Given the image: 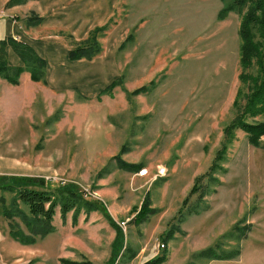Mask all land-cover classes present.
I'll return each instance as SVG.
<instances>
[{
	"label": "rangeland",
	"instance_id": "rangeland-1",
	"mask_svg": "<svg viewBox=\"0 0 264 264\" xmlns=\"http://www.w3.org/2000/svg\"><path fill=\"white\" fill-rule=\"evenodd\" d=\"M6 4L0 0L2 33L11 30L7 23L17 22L19 37L51 63L66 60L68 32L84 34L112 16L101 38L103 56L87 65H68L67 83L34 82L28 72L17 85L0 77V173L10 174L0 178H45V189L71 185L99 204L65 217L58 205L59 231L50 240L40 238L35 249L43 252L27 264H64V258L104 264L117 232L106 214L125 233L128 249L117 264H147L162 253V236L178 223L181 210V230L165 241L168 257L161 264H264V135L256 145L241 128L230 139L226 134L261 80L264 43L258 26L251 38L256 49L249 50L255 59L246 67L240 64V26L250 3L117 0L105 11L89 3L87 18L80 19L77 3L48 1L49 13L60 17L30 28L24 21L32 11L43 14L41 0ZM9 52L8 62L15 65L20 57ZM118 77L121 82L104 90ZM96 83L100 92L86 90V85L96 89ZM247 115L249 122L264 121V110ZM118 155L136 166H119ZM215 162L212 180L208 173ZM159 167L166 175L156 176ZM143 169L148 174L141 175ZM85 189L97 196L85 197ZM0 195L5 197L0 201L3 249L10 248L8 237L14 241L3 210L15 192L4 188ZM145 202L150 213L134 219ZM15 222L26 231L22 219ZM238 222L250 225L244 238L232 229ZM218 241L220 251L239 247L240 254L233 259L194 255ZM3 256L0 264H7Z\"/></svg>",
	"mask_w": 264,
	"mask_h": 264
},
{
	"label": "trees",
	"instance_id": "trees-1",
	"mask_svg": "<svg viewBox=\"0 0 264 264\" xmlns=\"http://www.w3.org/2000/svg\"><path fill=\"white\" fill-rule=\"evenodd\" d=\"M29 0H8L6 6L12 7L20 4H25ZM250 3L248 11L244 15V19L240 26V37L242 40L241 48V68L252 64L255 57L251 55L249 50H255L256 47L251 41L252 34H255L254 30L258 26L259 30L257 35L260 36L264 43V0H245ZM223 14L227 13V9L222 11ZM221 16V14L219 15ZM18 20V19H17ZM44 20V17L36 11H32L29 16L26 17L24 23L26 27L39 26ZM110 22L103 25L94 27L88 37L82 41H75L71 34L66 35V38L70 42L71 49L69 51V58L71 60L88 59L92 60L99 56L103 52V45L101 38L106 35L110 30ZM10 47L20 57L22 65H10L8 62V51ZM264 60V46L260 52L259 62ZM261 75L260 81L254 83L255 89L247 99L244 110H240L239 116L236 117L228 124L226 128V134L229 136L235 132L238 128L244 130L251 141L256 144H261V136L264 135V121L249 122L247 120L248 115L256 116L264 110V63H260ZM47 61L42 57L30 44L23 42L15 37L8 36L4 39H0V77L6 79L10 84L17 85L20 82V77L23 72H29L31 79L36 82L47 83L46 79ZM243 80V79H242ZM244 81V80H243ZM121 82V77H118L114 82L109 84L104 90L110 89L115 84ZM103 90V91H104ZM102 91V92H103ZM238 106H241L238 104ZM250 117V116H249ZM228 139V140H229ZM117 163L119 166L127 168H134L136 165L127 163L121 159L120 155L117 157ZM217 161L220 159L218 156ZM216 161V162H217ZM212 165L208 174L212 180L215 179L217 164ZM207 176V175H206ZM45 184L42 183V179L36 180L31 176H11L0 178V189H10L15 192V197L12 199L11 206L3 210V214L8 219L9 234L10 236L20 242L21 244H35L38 239L46 237L48 234L55 230L53 224L54 216L56 213V207L59 205L62 216L65 217L67 213L73 211L75 214L85 210L91 212L93 209L99 208V204L95 200L85 199L83 194L78 191L77 187L66 185L64 187H58L57 189L48 190L45 189ZM48 186V185H47ZM197 190L195 186L190 195ZM200 196H203L201 193ZM0 201H5V197L0 195ZM21 203L27 207V210L23 209ZM190 213L197 211V206L191 207ZM150 208L146 205V202L142 206L141 210L134 219L143 220L150 213ZM184 210L180 212V218L177 220V224H172L163 234L162 239L164 244L169 241L180 229V223L183 221ZM110 223L116 228V236L112 242V249L109 259L104 264H117L119 257H122L125 251L128 249L125 242V233L121 225L114 221L109 214H106ZM15 217H19L24 221L26 225V231L20 228L15 222ZM250 225L240 227V222L233 226V230L237 231L241 238L247 236ZM231 234V232H230ZM166 241V242H165ZM222 250L220 242H216L214 245L208 246L194 255L203 258L210 259H233L240 254V248H235L232 252L220 251ZM168 257V250L166 244L162 253L149 261L147 264H161ZM64 264H87V262H79L70 259H61ZM32 264V261L31 263Z\"/></svg>",
	"mask_w": 264,
	"mask_h": 264
},
{
	"label": "crops",
	"instance_id": "crops-1",
	"mask_svg": "<svg viewBox=\"0 0 264 264\" xmlns=\"http://www.w3.org/2000/svg\"><path fill=\"white\" fill-rule=\"evenodd\" d=\"M48 1L49 2H52V1H54V3L55 4H59V3H61V2H75V3H77L78 4V6L80 7V12H79V18L80 19H86L87 17H86V14H87V12H88V8H89V3H96L97 5H98V7L102 10V11H105V10H107L108 8V5L109 4H113V3H115L117 0H41V4H42V10L46 13L45 15H43L44 14V12H43V14L42 13H40V12H38V11H36V12H38L39 14H41L43 17H44V22H46V19H50V18H58V17H60L59 15H51L49 12L51 11V9L50 8H48L49 6H48ZM7 2H8V0H7ZM20 5H22V4H20ZM18 6V5H17ZM52 10H54L55 12H58V8H53ZM109 11V10H108ZM46 17V18H45ZM112 19V16L111 17H109V19ZM4 20H6V19H4ZM16 21H20V20H17V18L15 19ZM13 22V21H12ZM7 23V25H10L12 28H11V30H9L8 28H6L5 30H4V33H2V30L0 29V39H4V38H6V37H8V36H12V37H15V38H17V39H19V40H21V41H23V42H27L28 44H30V42L29 41H26V40H24V38H20L19 36V34H18V32H20L21 33V30H20V28L18 27V25L14 22V23ZM47 23V22H46ZM14 24H16V25H14ZM48 24H51V23H48ZM103 25V24H102ZM96 26H100V25H95V26H93V27H91L86 33H84V34H81V35H77L74 31H72V32H68L66 35H68V34H71L73 37H74V39H75V41L77 42V41H82L83 39H85L86 37H88V35H89V32L94 28V27H96ZM66 35H65V38H66ZM67 39V38H66ZM68 40V39H67ZM69 42V41H68ZM102 42V41H101ZM69 44H70V42H69ZM38 53H39V51H38V49L34 46V45H32V44H30ZM102 45H103V43H102ZM9 48L10 47H8L7 48V51H8V54H9V56H10V52H9ZM11 49V52H14L13 50H12V48H10ZM70 49H71V45H70V48L68 49V52H67V55H66V60L64 61V62H61V63H51L50 62V60H48L45 56H43L42 54H40L42 57H44L45 59H46V61H47V70H46V79H47V83L48 82H52V83H54V84H59V85H61V84H65V83H67V81L64 79V77H65V74L67 73L66 72V68H68V65L69 66H73V64H83V65H87V63L88 62H93L94 60H95V58H96V60L95 61H97L98 60V56L97 57H95L94 59H92V60H88V59H85V58H82V59H77V60H71L70 58H69V51H70ZM103 52H104V50H103ZM103 52H102V54H101V56H103ZM105 53V52H104ZM16 55V54H15ZM17 56V55H16ZM100 56V55H99ZM100 56V57H101ZM17 58H18V56H17ZM20 59V58H19ZM18 59V61L20 62V60ZM94 61V62H95ZM19 62H17V63H15V65H22L21 63H19ZM29 73V72H28ZM25 73L23 72L22 74H21V76H22V78H23V75H24ZM92 73H87V74H85V77H86V75L88 76V75H91ZM102 74V73H101ZM29 75H30V73H29ZM74 77L75 78H78L79 77V74H77V73H75L74 74ZM21 78V77H20ZM30 78H31V76H30ZM21 80V79H20ZM33 81V80H32ZM35 82V81H34ZM42 83V82H41ZM47 83H45V84H47ZM44 84V83H43ZM97 85H98V83H96V89H93L91 86H89V85H86V90H90L91 91V93H93V92H95V91H97L98 90V88H97ZM105 87V86H104ZM103 89V88H102ZM99 91V90H98ZM87 92V91H86ZM100 92V91H99ZM98 92V93H99ZM0 175L1 176H6V175H10V174H5V173H0ZM53 224H54V226H55V230L52 232V233H50V234H48L46 237H44V238H42V240H46V238H48L49 240L51 239V236L52 235H55V234H57V232L59 231V227H57V225L55 224V219H54V221H53ZM10 236V235H9ZM10 237H8L7 239V241H8V244H9V247L10 248H3V249H0V254H3L4 256H3V258H4V261L7 263V264H16V263H19V261H21L22 260V262H24V263H22V264H27L32 258H33V256H40V254L43 252V251H40V249H35V245H37L39 242H41L40 241V239H38V241L35 243V244H28V245H25V244H21L20 242H18V241H16V240H14V241H12V240H10L9 239ZM61 248H63V247H61ZM11 250H13V251H11ZM48 254L49 253H51V255L50 256H52V257H58V258H62V257H68V255H66V256H64V254L65 253H58V255H53L52 254V252H47ZM111 254V253H110ZM61 256V257H60ZM26 262V263H25Z\"/></svg>",
	"mask_w": 264,
	"mask_h": 264
},
{
	"label": "built area",
	"instance_id": "built-area-1",
	"mask_svg": "<svg viewBox=\"0 0 264 264\" xmlns=\"http://www.w3.org/2000/svg\"><path fill=\"white\" fill-rule=\"evenodd\" d=\"M166 173H167V169L165 167H159L156 176H163V175H166ZM140 174L141 175H146V174H148V170L147 169H143V170H141ZM85 190H86L85 191V197H87V198H95V196H97L95 192H91L88 189H85ZM164 246H165V244L162 243V247H164Z\"/></svg>",
	"mask_w": 264,
	"mask_h": 264
},
{
	"label": "water",
	"instance_id": "water-1",
	"mask_svg": "<svg viewBox=\"0 0 264 264\" xmlns=\"http://www.w3.org/2000/svg\"><path fill=\"white\" fill-rule=\"evenodd\" d=\"M42 179V183H46V179L45 178H41Z\"/></svg>",
	"mask_w": 264,
	"mask_h": 264
}]
</instances>
